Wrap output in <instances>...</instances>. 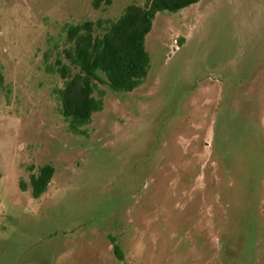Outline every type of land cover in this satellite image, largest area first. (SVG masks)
Here are the masks:
<instances>
[{
	"label": "rangeland",
	"instance_id": "obj_1",
	"mask_svg": "<svg viewBox=\"0 0 264 264\" xmlns=\"http://www.w3.org/2000/svg\"><path fill=\"white\" fill-rule=\"evenodd\" d=\"M93 1L0 0V264H264V0L158 13L145 84H101L84 137L45 70L50 40L146 3Z\"/></svg>",
	"mask_w": 264,
	"mask_h": 264
},
{
	"label": "trees",
	"instance_id": "obj_2",
	"mask_svg": "<svg viewBox=\"0 0 264 264\" xmlns=\"http://www.w3.org/2000/svg\"><path fill=\"white\" fill-rule=\"evenodd\" d=\"M201 0H146L144 5H128L117 19L86 20L62 27L60 39L50 40L53 47L44 55L45 70L59 76L62 87L55 89L61 114L68 130L88 137L87 127L95 114L102 112L105 93L99 87L106 84L118 93H132L143 86L152 66L147 50V37L160 12L179 13ZM113 0H94L93 7H109ZM56 169L42 166L30 176L33 196H44ZM23 190L28 186L22 182ZM113 239L114 250L124 260L121 247Z\"/></svg>",
	"mask_w": 264,
	"mask_h": 264
}]
</instances>
